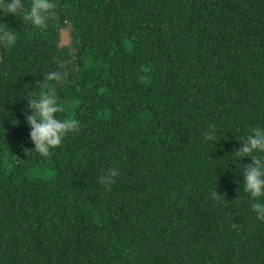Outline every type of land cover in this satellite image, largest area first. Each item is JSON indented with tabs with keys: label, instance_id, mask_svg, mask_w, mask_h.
I'll return each instance as SVG.
<instances>
[{
	"label": "trees",
	"instance_id": "1",
	"mask_svg": "<svg viewBox=\"0 0 264 264\" xmlns=\"http://www.w3.org/2000/svg\"><path fill=\"white\" fill-rule=\"evenodd\" d=\"M52 3L39 26L0 13L17 34L0 45V264H264L251 157L232 160L264 127V0ZM42 90L77 121L46 154L26 121Z\"/></svg>",
	"mask_w": 264,
	"mask_h": 264
},
{
	"label": "clouds",
	"instance_id": "2",
	"mask_svg": "<svg viewBox=\"0 0 264 264\" xmlns=\"http://www.w3.org/2000/svg\"><path fill=\"white\" fill-rule=\"evenodd\" d=\"M53 7L52 0H31L28 7H25V0H0V13L14 16L19 15L23 20L29 21L33 25H43L45 13ZM17 40V34L10 28L0 26V45L12 47ZM61 73L50 71L47 74L48 80L59 81ZM67 102L58 103L49 92L40 91L28 101V106L32 110L26 117L30 126L29 136L34 143V150L46 154L52 146L61 143L62 137L67 131L77 125V121L72 117L71 112L66 107ZM68 112L64 118H59L57 113ZM205 140L215 141L216 133L209 126V130L202 133ZM242 139V144L234 152L233 162L243 157H251V161L243 167L244 179L243 188L251 197L250 208L259 219H264V127L254 126L249 132L238 137ZM115 170L110 174L102 175L100 182L108 185L112 182ZM217 191L213 196H219Z\"/></svg>",
	"mask_w": 264,
	"mask_h": 264
},
{
	"label": "rangeland",
	"instance_id": "3",
	"mask_svg": "<svg viewBox=\"0 0 264 264\" xmlns=\"http://www.w3.org/2000/svg\"><path fill=\"white\" fill-rule=\"evenodd\" d=\"M70 31L69 27H65L62 30V36H61V45H67L70 41Z\"/></svg>",
	"mask_w": 264,
	"mask_h": 264
}]
</instances>
